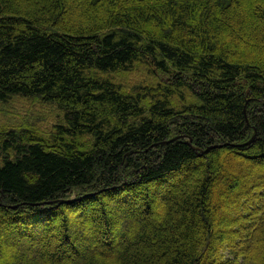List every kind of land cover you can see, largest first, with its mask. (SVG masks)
I'll use <instances>...</instances> for the list:
<instances>
[{"label":"trees","instance_id":"1","mask_svg":"<svg viewBox=\"0 0 264 264\" xmlns=\"http://www.w3.org/2000/svg\"><path fill=\"white\" fill-rule=\"evenodd\" d=\"M16 95L64 123L0 130L2 264H264V0H0Z\"/></svg>","mask_w":264,"mask_h":264},{"label":"rangeland","instance_id":"2","mask_svg":"<svg viewBox=\"0 0 264 264\" xmlns=\"http://www.w3.org/2000/svg\"><path fill=\"white\" fill-rule=\"evenodd\" d=\"M111 77L130 92L154 84L157 79L161 78V75L152 67L148 68L144 63L138 62L129 70L115 72ZM63 115L64 112L57 105L46 103L40 97L16 95L7 102H0V130H19L28 127L41 132L43 136H48L54 132L57 124L64 123ZM241 163L238 162V166H244ZM212 200L216 201V196H212ZM216 218L219 219V216ZM71 220L74 221L77 228H81L83 225V222L75 216ZM0 245L3 247L0 252L1 264L4 261H13L10 249L4 244Z\"/></svg>","mask_w":264,"mask_h":264},{"label":"water","instance_id":"3","mask_svg":"<svg viewBox=\"0 0 264 264\" xmlns=\"http://www.w3.org/2000/svg\"><path fill=\"white\" fill-rule=\"evenodd\" d=\"M63 201H70V200H63Z\"/></svg>","mask_w":264,"mask_h":264}]
</instances>
